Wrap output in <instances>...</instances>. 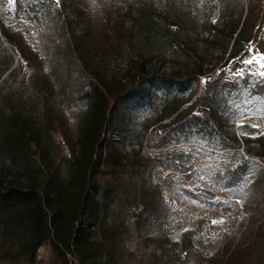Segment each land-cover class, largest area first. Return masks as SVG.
Wrapping results in <instances>:
<instances>
[{
  "label": "trees",
  "instance_id": "trees-1",
  "mask_svg": "<svg viewBox=\"0 0 264 264\" xmlns=\"http://www.w3.org/2000/svg\"><path fill=\"white\" fill-rule=\"evenodd\" d=\"M86 2L89 6L77 9L82 28L75 31L52 1L16 0L17 10L37 29L48 68L0 23V105L14 107L15 98H22L29 87L45 115L43 122L32 114L7 117L0 107V150L9 157V164L0 168V242L8 256L4 264H36L39 249L47 244L53 264H120V247L130 231L111 215L127 203L126 186L135 185L138 228L165 213L162 182L144 175L154 159L145 147L165 154L182 142V135L194 134L237 158L218 174L223 189L238 186L253 165L261 170V180L252 184L256 216L247 218L242 242L223 263L248 264L264 251V133L249 138L230 130L223 106L237 84L212 75L252 41L264 0ZM17 59L25 60L27 78L20 77ZM158 60L182 70L161 74L150 66ZM248 91L264 96V77ZM187 92L186 99L180 97ZM159 94L167 101L153 122L171 119L160 130L146 126L137 147L124 151L112 141L113 134L126 129L137 135L139 130L130 128L132 112L154 105ZM62 103L87 108L76 139L67 129ZM57 130L68 156L53 138ZM170 246L179 249L175 261L193 249L187 233Z\"/></svg>",
  "mask_w": 264,
  "mask_h": 264
},
{
  "label": "rangeland",
  "instance_id": "rangeland-1",
  "mask_svg": "<svg viewBox=\"0 0 264 264\" xmlns=\"http://www.w3.org/2000/svg\"><path fill=\"white\" fill-rule=\"evenodd\" d=\"M49 1L64 11L66 17L72 21L71 26L75 31L82 28L77 9L87 7L86 0ZM117 7L121 9L122 3L118 2ZM24 17L25 14L17 10L16 0H0V23L10 27L12 34L22 40L25 51L32 52L44 60L45 68H48L37 29ZM217 17L218 12L215 11L212 19L216 20ZM17 63L20 77L27 78L30 71L25 60L17 59ZM150 66L161 74L182 70L181 67H174L159 60L153 61ZM212 76H223L237 84L236 89L226 94V104L223 106V115L228 120L230 130L240 137L254 138L262 135L264 96H251L248 89L257 79L264 77V12L252 41L246 44L241 55L228 67L219 69ZM33 95V90L26 87L24 96L15 98L17 104L14 107H0H5L2 111L6 112L7 117H25L32 114L43 122V108L34 102ZM180 97L186 99L188 92L180 94ZM154 100V105L132 112L130 128L139 130L137 135L130 134L126 129L113 134L112 141L121 145L124 151L137 147L136 142L146 126L160 130L162 122L171 119L153 122L161 113L162 103L167 101L160 94ZM14 108L19 114H13ZM59 108L66 116L69 133L76 139L79 121L87 113L86 106L62 103ZM1 115L2 113L0 119ZM185 136L182 135V142L170 146L165 154L145 147L153 154L154 159L144 175L147 180L162 182L165 213L160 219L138 228L135 222L138 213L135 185L129 183L128 187L126 186L124 198H127V203L116 207L111 215L113 220L128 227L130 231L128 240L120 247V264H223L229 250L235 249L242 242L241 231L247 218L256 216L257 204L253 198L252 184L262 178L259 167L253 165L248 176L235 188L223 189L218 174L233 167L237 158L228 150L216 147L215 140L213 143L216 144H212L201 135L194 134L190 138ZM53 138L61 153L68 156L70 151L61 131H55ZM7 164L9 157L0 150V168ZM169 165L173 167L169 168ZM138 187L140 188V185ZM205 191L211 192L212 197L206 196ZM193 194L196 197H192ZM186 233L193 249L184 252L182 260L175 261V254L179 249L174 251L170 244L181 243L182 235ZM5 252L6 248L0 242V264L8 261ZM36 264H53V253L48 244L39 249ZM248 264H264V251L253 257Z\"/></svg>",
  "mask_w": 264,
  "mask_h": 264
}]
</instances>
